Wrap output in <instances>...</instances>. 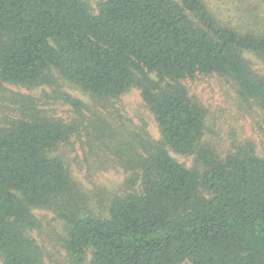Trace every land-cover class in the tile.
I'll list each match as a JSON object with an SVG mask.
<instances>
[{"label":"trees","instance_id":"1","mask_svg":"<svg viewBox=\"0 0 264 264\" xmlns=\"http://www.w3.org/2000/svg\"><path fill=\"white\" fill-rule=\"evenodd\" d=\"M243 52L264 66V33L223 26L202 0H100L96 14L83 0H0V84L33 89L57 78L103 101L135 87L160 134L157 142L138 136L120 159L139 191L114 198L104 217L79 216L63 202V161L48 155L75 127L23 101L0 129L2 264H43L29 236L37 208L65 219L72 264L87 255L88 264H264V158L247 146L219 159L204 146L206 110L181 84L229 77L240 97L264 109V72ZM58 98L80 115L79 100ZM169 151L194 155L203 173Z\"/></svg>","mask_w":264,"mask_h":264},{"label":"rangeland","instance_id":"2","mask_svg":"<svg viewBox=\"0 0 264 264\" xmlns=\"http://www.w3.org/2000/svg\"><path fill=\"white\" fill-rule=\"evenodd\" d=\"M93 14L100 0H83ZM211 15L223 26L237 33H264V0H202ZM253 70L262 74L264 66L256 56L243 52ZM151 78L154 80V76ZM188 96L206 110L201 143L219 159L239 149L252 147L254 154L264 158V109L251 99L238 94L235 82L229 77L197 75L181 81ZM59 94L79 100L80 115L62 102ZM17 101V102H16ZM32 103L42 114L65 125L75 127L67 142L59 144L48 155L63 161L70 179V199L75 214L92 213L104 217L111 201L130 192L139 191V183L120 159L130 144L146 134L159 141L160 134L153 114L142 101L140 91L132 87L116 99L107 101L91 98L77 88L56 78L53 86L26 89L0 84V129L20 116L22 102ZM177 163L200 174L204 168L194 155L180 156L169 151ZM206 196V195H205ZM70 204V209L71 208ZM37 228L29 233L41 251L43 264H72L63 247L66 221L56 211L33 209ZM90 255L83 264H88ZM0 264H2L0 260ZM182 264H190L184 262Z\"/></svg>","mask_w":264,"mask_h":264}]
</instances>
